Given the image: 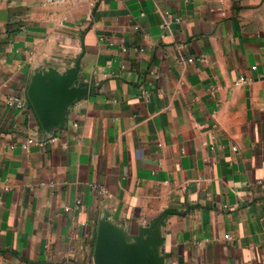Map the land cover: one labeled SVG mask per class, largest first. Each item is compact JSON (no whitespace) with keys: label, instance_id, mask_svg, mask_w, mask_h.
Wrapping results in <instances>:
<instances>
[{"label":"crops","instance_id":"0c3cea01","mask_svg":"<svg viewBox=\"0 0 264 264\" xmlns=\"http://www.w3.org/2000/svg\"><path fill=\"white\" fill-rule=\"evenodd\" d=\"M76 58L48 133L28 87ZM259 181L264 0H0V264H93L101 220L135 242L167 209L164 264H264Z\"/></svg>","mask_w":264,"mask_h":264},{"label":"water","instance_id":"95a60500","mask_svg":"<svg viewBox=\"0 0 264 264\" xmlns=\"http://www.w3.org/2000/svg\"><path fill=\"white\" fill-rule=\"evenodd\" d=\"M78 71L79 58H76L65 72L37 75L29 85L28 98L46 132L61 127L67 107L87 92L77 81ZM170 212L164 210L154 218L135 242H127L107 220H101L96 232L93 264H164V255L156 248L159 242L156 227L161 217Z\"/></svg>","mask_w":264,"mask_h":264},{"label":"built area","instance_id":"2783aa9c","mask_svg":"<svg viewBox=\"0 0 264 264\" xmlns=\"http://www.w3.org/2000/svg\"><path fill=\"white\" fill-rule=\"evenodd\" d=\"M73 1H75V0H41V2L43 4H65V3H70V2H73ZM22 27H23V24L19 23V28L21 29ZM187 60L188 61H192V58H188ZM246 82H247V78L244 77V76H240L235 81L236 84H245ZM145 93H146V91L144 89H141L140 90V94L141 95L144 96ZM4 102L8 106L15 107V108H19V109L23 105L21 98L19 96H17V95H8V96H6ZM258 183H260V185L262 187H264V183H262L260 181ZM97 190L101 194L104 193V189L103 188H97ZM77 203H80V201H77ZM66 210H68V208H66Z\"/></svg>","mask_w":264,"mask_h":264}]
</instances>
